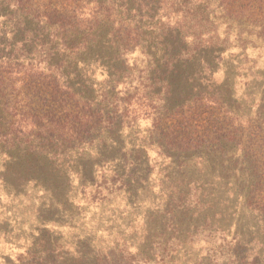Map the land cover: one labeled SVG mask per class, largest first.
Wrapping results in <instances>:
<instances>
[{
  "label": "rangeland",
  "instance_id": "obj_1",
  "mask_svg": "<svg viewBox=\"0 0 264 264\" xmlns=\"http://www.w3.org/2000/svg\"><path fill=\"white\" fill-rule=\"evenodd\" d=\"M171 1L187 3L192 33L206 32L199 39L206 42L216 31L223 51L192 69H182V58L177 73L165 76L172 85L156 89L175 106L215 91L240 116L260 109L264 116V34L247 22L207 20L212 0ZM3 17L1 33L11 28ZM188 40L182 47L190 52ZM121 59L126 64L115 66L136 69L126 73L136 84L144 58L135 51ZM96 63L85 62L87 95L112 87L114 103L127 91L141 106L89 146L35 134L24 101H11L15 117L0 105V264H264V217L243 206L250 174L237 145L185 153L162 147L142 97L150 87L144 76L141 86L105 84ZM21 87L20 98L32 95ZM8 126L11 133L1 135Z\"/></svg>",
  "mask_w": 264,
  "mask_h": 264
},
{
  "label": "trees",
  "instance_id": "obj_2",
  "mask_svg": "<svg viewBox=\"0 0 264 264\" xmlns=\"http://www.w3.org/2000/svg\"><path fill=\"white\" fill-rule=\"evenodd\" d=\"M212 3L207 20L217 21L220 17L228 26L231 22H247L264 34V0ZM189 12L187 3L177 5L171 0H0V15L11 26L10 32H0V105L15 117L17 111L10 106L11 101L15 102L12 106L24 101L29 111L22 115L31 121L30 129L35 134L47 136L49 141L60 139L62 143L89 146L96 136L120 123L122 126L131 108H136L132 106L141 104L133 102L134 95H127V91L124 99L114 103L117 95L112 87L99 96L87 95L84 86L92 85L83 75L87 73L85 62L99 64L105 84L141 86L143 75L144 86L150 87L142 97L146 107L154 110L152 121L161 146L185 153L237 145L239 160L249 166L250 174L243 206L264 217L261 109L240 116L215 91H198L190 100L175 106L177 103L170 104L165 99L168 93L164 89H156L172 85L166 77L177 73L182 58L187 59L182 69H192L195 62L205 63L207 55L212 60L219 59L217 51H223L217 49L220 45L216 31L208 33L206 42L199 40L206 32L192 33L191 21L187 22ZM161 14L166 15L164 21ZM187 40L195 44L192 52L182 47ZM135 51L144 58L136 84L130 79L131 73L126 74L136 69L115 66L116 62L124 66L122 56ZM21 86L32 95L20 98L19 91L15 94L22 90ZM157 102L164 106L158 108ZM13 128L8 126L1 135H9ZM144 260L155 263L149 258Z\"/></svg>",
  "mask_w": 264,
  "mask_h": 264
}]
</instances>
